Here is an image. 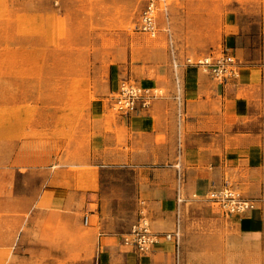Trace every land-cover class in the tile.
<instances>
[{
    "label": "rangeland",
    "instance_id": "1",
    "mask_svg": "<svg viewBox=\"0 0 264 264\" xmlns=\"http://www.w3.org/2000/svg\"><path fill=\"white\" fill-rule=\"evenodd\" d=\"M97 1L112 6L100 10L104 4L98 3L95 9ZM226 1L164 0L150 34L138 29L142 0H0V264H103L102 232L120 243L110 247L112 255L135 251L124 237L142 210L151 220L142 204V162L122 172L101 166L105 161L97 157L116 147L97 139L106 130H114L117 146H126L111 87L124 77L162 87L176 131L185 132V114L179 125L170 92L172 57L183 62L220 51L228 33L237 30L225 20ZM152 109L144 113L158 118ZM163 109L167 115L169 106ZM95 112L103 115V132L91 126ZM132 116L134 122L142 119V113ZM141 143L135 140L131 148L141 151ZM225 179L248 197L260 182L250 179L243 160ZM188 194L194 200L184 204L182 215L207 202L193 190ZM93 195L98 201L89 202ZM259 204L254 200V208ZM202 230L196 222L187 259L179 262L175 247L172 264H204ZM113 264L123 263L116 258Z\"/></svg>",
    "mask_w": 264,
    "mask_h": 264
},
{
    "label": "crops",
    "instance_id": "2",
    "mask_svg": "<svg viewBox=\"0 0 264 264\" xmlns=\"http://www.w3.org/2000/svg\"><path fill=\"white\" fill-rule=\"evenodd\" d=\"M98 3L104 4V8L100 9ZM111 6L106 1L93 3V7L100 10ZM224 17L227 22H234L237 28L236 32L230 31L225 37L224 46L231 47L240 61L238 75L227 83H212L213 78L200 75L195 67L184 69L182 100L174 97V84L170 92L172 99L177 101L179 125L181 111L185 114V132L176 131L174 109L165 97L137 111L136 114L142 113L140 121L134 122L132 114L120 115L117 127L125 147L123 144L117 146L113 129L103 132L102 114L95 112L90 117L92 128L103 132L97 139L103 144H116L115 148L101 151L97 156L105 161L97 160L101 166L110 165L113 170L124 172L142 162V192L145 194L142 204L151 214L149 224L156 237L150 253L140 256L133 250L119 249L112 255L110 247H119L120 243L107 233H100L103 264H113L116 258H120L123 264H172L171 251H175V246L163 240V232L175 221L178 184L181 196L186 198L183 197L182 209L187 201L192 203L194 200L187 197L189 191L205 196L211 187L222 185L226 173L232 172L242 160L250 179L260 181L258 189L253 192L255 196H250L259 201V207L234 217L206 202L200 210L179 214L181 243L176 250L177 258L179 262L187 259V252L193 246L189 237L194 233L195 223L199 222L203 229L201 251L204 264H264V0L251 5L227 0ZM158 63L163 64V61ZM165 106L170 109L167 115L163 109ZM149 108H153L159 117L145 114ZM115 126L112 124V128ZM138 139L142 146L137 150L141 151H134L131 146ZM177 163L183 174L180 183L176 176ZM95 200L98 201L93 195L88 201Z\"/></svg>",
    "mask_w": 264,
    "mask_h": 264
},
{
    "label": "built area",
    "instance_id": "3",
    "mask_svg": "<svg viewBox=\"0 0 264 264\" xmlns=\"http://www.w3.org/2000/svg\"><path fill=\"white\" fill-rule=\"evenodd\" d=\"M158 1L163 0H142L140 20L138 29L154 34L156 31V11L159 7ZM171 73L175 86V98L180 101L185 86L184 69L195 66L209 77L216 79L219 83H227L238 75L240 65L239 59L233 53L231 47L222 46L220 51L209 52L204 55L191 57L187 56L183 62L172 57ZM111 93L115 100V107L121 115H130L133 112L146 109L152 101L163 96V88L158 85H143L137 81H130L128 78H121L117 85H112ZM176 176L178 183L183 179L179 163L176 164ZM176 212L174 228L171 231L163 232L166 239H172L174 246L179 244L180 227L179 214L185 199L181 196L180 186L176 189ZM205 201L210 202L220 209L223 214H243L254 207L252 197L242 195L227 180L218 187H211L204 196ZM131 228L123 242L130 245L138 253H146L153 249L156 237L150 228L148 220L143 215ZM89 215L83 216V222L88 223Z\"/></svg>",
    "mask_w": 264,
    "mask_h": 264
},
{
    "label": "bare ground",
    "instance_id": "4",
    "mask_svg": "<svg viewBox=\"0 0 264 264\" xmlns=\"http://www.w3.org/2000/svg\"><path fill=\"white\" fill-rule=\"evenodd\" d=\"M164 2V0L163 1H158V5L160 4V3H163ZM229 182V181H228ZM230 183V182H229ZM232 185V184H231ZM236 189V188H235ZM232 214H237V213H232ZM227 215H230V214H227Z\"/></svg>",
    "mask_w": 264,
    "mask_h": 264
}]
</instances>
